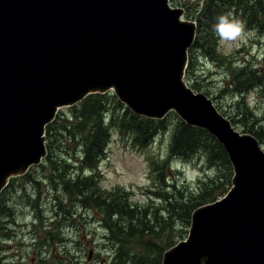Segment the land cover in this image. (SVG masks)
<instances>
[{
    "label": "water",
    "instance_id": "1",
    "mask_svg": "<svg viewBox=\"0 0 264 264\" xmlns=\"http://www.w3.org/2000/svg\"><path fill=\"white\" fill-rule=\"evenodd\" d=\"M184 14L169 0H0V193L47 156L59 108L114 92L138 116L206 130L234 168L163 264H264V150L184 81L197 30Z\"/></svg>",
    "mask_w": 264,
    "mask_h": 264
},
{
    "label": "trees",
    "instance_id": "2",
    "mask_svg": "<svg viewBox=\"0 0 264 264\" xmlns=\"http://www.w3.org/2000/svg\"><path fill=\"white\" fill-rule=\"evenodd\" d=\"M171 1L173 5L185 9L187 19L197 23V37L189 52V66L186 72L187 81L197 92H200L194 81L198 61L197 52L204 53L206 57L213 60L218 55L220 39L215 34L214 25L218 23L220 16L227 15L229 19L241 21L244 29L264 32V4H261V0H203V7L197 10H194L189 3L181 4L179 0ZM209 48H211L210 51ZM237 63H231V68ZM239 66L242 67L235 75L228 67L232 80L226 85L228 89L226 92H231V88H235L238 93L237 98L241 99L233 111L236 113V117L218 108L231 119L235 126L242 123L244 128H248L244 133L253 134L264 145V117L259 119L254 110L244 101L246 93L255 89L264 90V66H258L247 60L241 61L237 67ZM244 77L247 80L242 81ZM112 107L115 108L114 112L111 110ZM249 108L252 114L248 118L245 111H248ZM108 115H110L112 123L106 124L105 119ZM175 115L170 114L163 120L138 116L112 93L91 95L82 103L71 108L69 113H61L47 127L48 156L44 164L39 168H33L24 176L12 178L8 187L2 192L0 196V232L6 235L9 233L10 225L17 226V218L10 207L13 189L21 183L40 186L41 183L36 179L38 171H42L45 176L49 167H52L44 180L54 185L53 188L56 190L59 185H62L68 194L63 198L56 197L58 208H62L63 202L69 201L70 207L80 205L101 216L100 222L107 230L106 238L113 244L114 262L112 264H162L164 253L187 237L193 212L224 196L232 186L234 174L224 147L207 131L192 127ZM174 118L177 123L171 127L170 123ZM170 128L172 131H169V158L165 162H158L154 157H149L155 187H159L161 184V188L157 191H154L156 188L149 191L151 192L149 199L154 196V198L165 202L163 209H157L155 201L144 205L133 202L132 193L125 188H117L115 192L110 193L101 191L99 185L102 177L98 168L106 157L113 131L116 130L124 141H128V137H131L135 141L131 142L132 147L138 151H145L159 133L168 131ZM63 140L71 141L73 151L79 153L80 157L74 156L62 161L54 146ZM198 154L204 158L209 157L210 168H217V174L221 178L218 175L210 177L207 179L209 181L203 184L204 190L200 188L197 191L188 189L183 182L176 184L174 181H170V177L167 176V167L172 161L180 159L190 162ZM68 161H71V165H68ZM70 168L68 174L62 175L61 172ZM222 170L229 172L230 175H223ZM217 184L221 189L219 194L215 195L212 189ZM207 187H211L209 193L206 192ZM32 206L36 210L37 207L39 208V204L36 202ZM38 212L41 213L40 208L37 210L36 222L39 220ZM164 214L167 217H164ZM4 219L7 221H3ZM178 222L183 226L182 231L178 235L169 237L168 231ZM37 225L34 226L33 238L38 241L42 240L38 251L47 244L64 242L61 233H59L61 238L57 240L54 232L45 230L44 227H42V231L37 230ZM9 236L10 234L7 235V237ZM37 264L46 263L40 257V262Z\"/></svg>",
    "mask_w": 264,
    "mask_h": 264
},
{
    "label": "rangeland",
    "instance_id": "3",
    "mask_svg": "<svg viewBox=\"0 0 264 264\" xmlns=\"http://www.w3.org/2000/svg\"><path fill=\"white\" fill-rule=\"evenodd\" d=\"M179 2L181 4L189 3L194 10L202 8L204 3L203 0H179ZM261 4H264L263 0H261ZM244 33V38L232 43L231 46L221 45L219 40L216 60L206 57L204 53L197 52L198 61L194 76V81L200 93L208 97L210 95L216 107L235 117L236 113L233 111L241 99L237 98L238 93L235 88H231V92H226L228 90L226 85L232 80L228 67L235 75L239 73L238 69L242 67H237L241 64V61L247 60L258 66H264V32L244 29ZM210 50L211 48H209ZM234 62L238 63L231 68V63ZM245 80H247L246 77L242 81ZM244 98L246 104L254 110L259 119L264 117V90L255 89L250 93H246ZM250 108L245 111L248 118L252 114ZM111 110L114 112L115 108L112 107ZM60 112L69 113V108H62ZM175 116L179 117L177 114ZM105 120L106 124L112 123L110 115ZM175 123L177 122L174 118L171 120V127ZM235 127L241 133L248 129L244 128L242 123L237 124ZM169 131H172L171 128L168 131L159 133L148 149L143 152L132 147L131 142L135 141L131 137H128V141H124L116 130L113 131L106 157H104L98 168L102 177L99 185L101 191L110 193L115 192L117 188H125L132 193L133 202L144 205L155 201L156 208L163 209L165 202L154 198V196L149 199L151 195L149 191L154 190V188H156L154 191H157L161 188V184L159 187H155L154 177L151 179L148 156L154 157L158 162H165L169 158ZM54 147L57 149V155L62 161L74 156L80 157L79 153L73 151L71 141L57 142ZM81 153L83 154V152ZM208 161L209 157L204 158L201 154H198L190 162H184L180 159L174 160L167 167V176L170 177V181H174L176 184L183 182L190 190L197 191L200 188L204 190L205 186L203 184L209 181L207 179L218 175V169L215 167L210 168ZM68 163V165H71V161H68ZM51 169L52 167H49L45 176L49 175ZM70 170L71 168L65 169L61 173L65 175ZM221 173L223 175L229 174L224 170ZM45 176H43L42 171H38L36 179L41 183L38 187L35 184L21 183L13 189L10 207L17 218V226L10 225L9 233L6 235L0 232L1 264H37L40 262V257L46 264H112L114 262L113 244L106 238L107 230L100 222L101 216L95 211L80 205L70 207L69 201L63 202L62 208H58L56 197L63 198L67 197L68 194L62 185H59L57 190L54 189V185L44 180ZM219 177L221 178V176ZM233 180L234 177H232V183ZM220 189L219 184L214 185L213 194H219ZM210 190L211 187L206 188L207 193ZM168 191L171 190L168 189ZM35 202L39 204L41 210V213L38 212L39 220L37 222L36 215L39 208L37 207L36 210L32 206ZM164 217H167V215L164 214ZM3 221H7V219ZM38 223L40 225H37ZM35 225H37V230L42 231V227H44L45 230L54 232L57 240L61 238L59 234L61 233L64 242L47 244L38 251L42 240L38 241L33 238ZM182 229L183 226L178 222L176 226L170 228L168 236L178 235ZM8 234H10L9 237H7Z\"/></svg>",
    "mask_w": 264,
    "mask_h": 264
},
{
    "label": "clouds",
    "instance_id": "4",
    "mask_svg": "<svg viewBox=\"0 0 264 264\" xmlns=\"http://www.w3.org/2000/svg\"><path fill=\"white\" fill-rule=\"evenodd\" d=\"M215 34L219 37L221 45L231 46L245 36L244 25L236 19H229L227 15L218 18V23L214 25Z\"/></svg>",
    "mask_w": 264,
    "mask_h": 264
}]
</instances>
